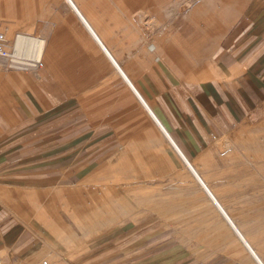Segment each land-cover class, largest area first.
I'll return each instance as SVG.
<instances>
[{
  "label": "crops",
  "instance_id": "obj_1",
  "mask_svg": "<svg viewBox=\"0 0 264 264\" xmlns=\"http://www.w3.org/2000/svg\"><path fill=\"white\" fill-rule=\"evenodd\" d=\"M81 1L0 0V264H203L187 221L129 207L174 153L264 264L214 178L264 123V0Z\"/></svg>",
  "mask_w": 264,
  "mask_h": 264
},
{
  "label": "rangeland",
  "instance_id": "obj_2",
  "mask_svg": "<svg viewBox=\"0 0 264 264\" xmlns=\"http://www.w3.org/2000/svg\"><path fill=\"white\" fill-rule=\"evenodd\" d=\"M74 1L81 8V0ZM102 1L82 0L81 3L99 4ZM137 12L139 14L141 11L138 10ZM137 14L135 16H139ZM220 144L222 145L221 149L225 146L231 149L234 148V154L237 155L234 157V162H236V165L241 163L245 164V167L233 170L234 174L231 176L241 177L239 179H234L235 177L223 173L225 170L221 168L214 169L215 175L216 172L218 173L214 177L215 181L222 182L230 180L231 183L220 184L217 182L219 184L215 186H219L223 191L221 194L226 198L224 200L226 204L236 203L237 209L233 210L234 217L237 219L242 233L248 238L252 246H255L258 253L264 259V123L259 126H253L249 130L243 129L234 133V135L230 136L224 142H219ZM174 155L177 158L179 168L177 171H171L172 169L166 170V180L164 179L166 184L163 185L162 190L164 189V193L160 198L152 197L151 200L135 199V201L131 202L132 208L129 205L130 209H147L148 212H156L158 211L157 209H160L166 212L167 219L177 215L184 219L182 220L183 223L187 221V225H192V228L196 231L197 257L203 264H211L214 261L212 259L216 256H226L231 260V263L257 264V260L252 257L248 247L234 233L228 221L213 208L207 193L196 181L194 176L191 175L192 172H189L190 169L188 167L189 170L186 168L184 165L185 162L183 163L177 154L174 153ZM221 155L222 152L220 153ZM202 163H204V160ZM255 163L258 167H261L260 175L253 167ZM138 171L140 172L138 175L142 176L144 174L140 170ZM155 172V169L149 171V182L157 181L158 176L157 174L155 175ZM244 172H250L252 176H245ZM205 180L207 182L209 181L207 177H205ZM240 180L250 181L236 183ZM140 186L147 185L133 184L129 187L137 188ZM223 188L226 190H223ZM229 189L232 193L227 192ZM118 203L125 204L123 200ZM186 243L188 245L189 242Z\"/></svg>",
  "mask_w": 264,
  "mask_h": 264
},
{
  "label": "built area",
  "instance_id": "obj_3",
  "mask_svg": "<svg viewBox=\"0 0 264 264\" xmlns=\"http://www.w3.org/2000/svg\"><path fill=\"white\" fill-rule=\"evenodd\" d=\"M6 37L4 33H0V59L5 57H11V53H9L5 48ZM1 70V65H0Z\"/></svg>",
  "mask_w": 264,
  "mask_h": 264
}]
</instances>
